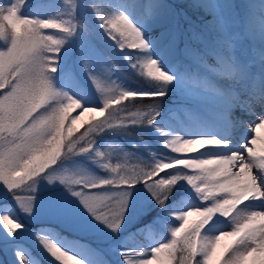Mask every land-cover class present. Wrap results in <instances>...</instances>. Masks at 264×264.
I'll return each instance as SVG.
<instances>
[{
  "label": "snow or ice",
  "instance_id": "6c2138e0",
  "mask_svg": "<svg viewBox=\"0 0 264 264\" xmlns=\"http://www.w3.org/2000/svg\"><path fill=\"white\" fill-rule=\"evenodd\" d=\"M73 5L74 0H67ZM25 0H13L0 5V183L9 191L22 190L30 182L56 165L60 158L74 149L90 153L95 148L92 133L98 127L116 128L147 124L155 126L160 115L159 99L167 95V87L176 76L165 71L151 55L138 56L133 68L146 77L152 90L137 92L122 88L116 81L108 82L93 76V82L103 94V107L86 106L83 101L56 89L51 75L57 71L58 56L67 37L75 34L77 23L69 19H39L22 14ZM101 27L121 51L137 53L151 51V45L135 21L124 12L99 17ZM125 59H130L126 56ZM218 78L243 80L247 70L237 66L234 60L218 58L217 66H207ZM205 86L224 90L205 81ZM234 106L252 110L251 100H241L234 90L227 93ZM137 102L147 110L131 112L128 104ZM73 110L78 114L70 118ZM128 112L118 116V112ZM85 113H95L103 119L92 117L87 129L76 136L78 125ZM107 113V115H105ZM252 127L255 136L237 150L228 154L199 158L209 146L227 147L231 142L215 136L184 138L171 136L165 141L171 153L196 154L191 158L172 155L156 158L142 167L112 163L103 152H97L102 167L110 172L108 178L88 175L61 174L49 176V182L59 180L73 196L80 199L95 220L117 232L122 227L131 203V187L142 183L156 203L179 221L171 228V238L147 250L123 252L124 264H264V115L258 117ZM164 133L163 129H159ZM190 169L191 172L174 174L173 169ZM186 181L205 206L169 208V196L173 187ZM34 187L32 191H34ZM21 210L31 215L34 211V195L14 196ZM250 200L261 201L257 209H241ZM229 218L233 227L216 235H206V227L217 216ZM0 224L10 236L24 226L10 212L0 214ZM183 234V235H182ZM226 237L232 242L218 257L217 249ZM41 243L50 255L61 264H87L75 252L62 247L56 241L41 237ZM21 262L26 257L20 253Z\"/></svg>",
  "mask_w": 264,
  "mask_h": 264
},
{
  "label": "rangeland",
  "instance_id": "374dc122",
  "mask_svg": "<svg viewBox=\"0 0 264 264\" xmlns=\"http://www.w3.org/2000/svg\"><path fill=\"white\" fill-rule=\"evenodd\" d=\"M192 1L203 9L217 12L219 17L201 23L189 15V12L179 8H174L168 13L164 7V0H74L73 17V5L67 0H25L22 7L24 15L39 19L73 18L77 23L75 34L71 37L63 33H53L64 37L66 42L60 50L57 71L51 75V81L56 89L83 101L86 106L97 109L103 107L104 97L93 82V76L108 82L116 81L122 88L130 91L152 90L146 81L147 78L140 75L138 68L131 66L138 56L151 55L160 62L165 71L176 76V80L168 85L167 95L158 101L160 115L156 119L155 126L137 124L116 128L103 127L102 130L98 127L97 131L92 133L95 148L90 153H79L75 149L66 153L56 165L36 178L34 184L30 182L22 190L9 191L3 183H0V214L10 208L20 216L19 223L24 226L15 236H10L0 224V264H21L18 258L20 253H27L29 263L44 264L27 247V244L35 247L48 262L61 264L45 249L41 237L50 238L62 247L75 252L87 264H124L122 253L139 250L136 248L144 241L138 237L137 229L149 241V245L141 249L147 250L170 240L171 228L178 226L179 221L174 225V222L165 217L167 212L156 203L142 183L131 187L128 214L120 230L113 232L104 223L95 220L80 199L73 196L64 184L59 180L50 183L48 177L78 174L108 178L110 172L102 167L97 152H103L112 163L127 164L129 167L137 168L142 167L145 162L151 163L153 153L156 154L157 159L172 155L191 158L196 154L171 153L170 149L166 148V139L159 129H166L172 136L181 135L190 127L206 124V119H202L206 118V114L213 122L226 125L231 121L230 114H233L234 110H240V107H232L234 105L227 93L234 90L240 95V99H244L248 92L254 93L251 89L252 83L249 84L248 81L252 70L260 74L261 66L264 65V26L252 27L248 24L247 18L260 17L258 15L263 18L264 0ZM206 1L213 3L205 5ZM12 2L13 0H0V5ZM115 12L126 13L141 28L151 45L149 53H137L128 49L121 51L117 46V53L109 55L79 23L81 17L83 22L88 21L101 26L102 21L99 17ZM153 26H158L156 32L151 31ZM196 39H199L200 46L193 43L197 41ZM5 43L0 40V48H3ZM199 47L211 52L212 61L202 57L203 54L201 58L196 56L195 52ZM126 56L130 59H125ZM218 58L234 60L237 66L242 64L247 70L246 77L240 81L236 80L238 85L218 78L209 67L205 66H217ZM205 81L214 83L226 94L222 95L207 88ZM124 103L128 104L131 112H136L137 109L147 110L146 105L151 101H145L143 104L137 102L135 105L127 101ZM200 110L206 114L202 115ZM77 114L78 110H73L70 118ZM117 115L127 116L128 112H118ZM261 115L263 114L254 116L249 121L250 124L244 126L249 133L241 139L242 145L255 136L252 127L259 122L258 117ZM93 116L103 119L95 113H85L83 121L78 125L76 136L87 129L88 122L92 121ZM113 129H117L119 134L105 135V132ZM228 153L229 151L224 154ZM221 154L223 153L215 155ZM178 167L181 168L168 171L174 174L192 171L182 169V166ZM33 187L34 191H32ZM10 194L9 203L3 205L1 200ZM23 194L35 196V207L31 215L23 212L14 198ZM183 201L185 205L177 207L204 205L193 188L184 196ZM245 203L255 208L261 205V201L250 200ZM150 211H152L150 216L145 217ZM34 223H50L51 226L37 229L33 227ZM232 227L229 218L217 215L206 227L205 234L209 235L212 228H217L215 234H219L221 231L231 230ZM73 236L94 240L102 249L103 257L91 258L78 251L73 244ZM231 241L232 238L228 237L222 240L217 253H224L225 247ZM153 264L156 262L153 261Z\"/></svg>",
  "mask_w": 264,
  "mask_h": 264
},
{
  "label": "trees",
  "instance_id": "16d2710c",
  "mask_svg": "<svg viewBox=\"0 0 264 264\" xmlns=\"http://www.w3.org/2000/svg\"><path fill=\"white\" fill-rule=\"evenodd\" d=\"M7 5V4H4ZM164 7L165 9L168 11V13L171 12L172 9L174 8H179L181 10L187 11L189 12L188 14L191 15L196 21L201 22V23H206L205 21L208 19H214V18H218L219 15H217V12L215 11H208L206 9H203L201 6L195 4L192 0H164ZM79 23L87 30V32L92 36V38L98 43V45L104 49V51H106V53H108L109 55L111 54H116L117 53V45L111 40L109 39L106 31L104 28H102L100 25L93 24L90 23L88 21L83 22V20H81V17L79 18ZM158 27V26H157ZM156 26L151 28V31H157ZM197 41H193V43L197 46H200L199 43V39H196ZM110 50H112L113 52H111ZM196 56L199 58L205 57L208 61H212V57L210 56V52H206L202 47H199L198 51L195 52ZM164 133H163V137L164 139H169L171 138V134L168 133L166 131V129H163ZM183 184V185H181ZM192 187L190 185L187 184L186 181H182L180 184H176L173 187L172 190V195L169 196V208H175L176 206H184L185 202L183 201L184 196L189 193L191 191ZM12 194V193H11ZM11 194L5 198L4 200H1V203L4 205L6 203H9V197L11 196ZM205 206V205H203ZM165 210L167 213L165 214V217L168 218L169 220H171L172 222H174L175 224H178V219L176 218V216L172 213H170L169 211ZM7 212H10L14 218L17 221H20V216L16 213V211L11 210L10 208L6 209ZM152 211H150L149 213H147L145 215V217L150 216ZM48 226H51L49 223H35V225H33V227H36L37 229L40 228H46ZM47 230V229H45ZM138 233V237L142 238L144 241L140 243V246L137 247L136 249H141L143 247H147L149 245V241L144 238L141 234V231L139 229L136 230ZM232 242V241H231ZM73 244L75 245V247H77V250L84 253L85 255H87L88 257L91 258H102V249L99 247V244L96 243L94 240L89 239L88 237H80V236H73ZM27 247H29V249L35 253L40 260L44 263V264H52L50 262H48L44 257H42L37 249L35 247H30L27 244ZM224 253H220L218 254V257L220 255H222ZM26 257V260L24 262H21V264H32L28 262V255L27 253L23 254Z\"/></svg>",
  "mask_w": 264,
  "mask_h": 264
},
{
  "label": "bare ground",
  "instance_id": "6f19581e",
  "mask_svg": "<svg viewBox=\"0 0 264 264\" xmlns=\"http://www.w3.org/2000/svg\"><path fill=\"white\" fill-rule=\"evenodd\" d=\"M213 2L209 1V3L206 1L205 5H210ZM264 11V8H263ZM260 17L253 18L248 17V24L253 27L263 25L264 26V15L263 18L261 15H258ZM263 35V32L261 33ZM240 67H243V65H239ZM244 68V67H243ZM227 82L235 83L238 85V82H235L236 80H227ZM249 84L252 83L251 89L254 93L248 92L245 94V98L241 100H251L253 102L252 110H248L247 108L244 109L239 108L240 110L235 111L233 114H230V122H228L226 125H219L217 122H213V120H210L208 115L200 110V113L202 115H205L206 124H201V126L197 127H190L186 129L180 136L184 138H191L196 136H215L220 137L222 140H229L232 141L227 147L223 146H209L206 147L201 153L197 154L199 155V158H209L215 154L219 153H226L230 150H237L242 146L241 139L248 134L247 128H244V126H247L246 124H250L249 121L254 116H258L260 114L264 115V65L261 66V72L260 74L255 72V70H252V74L250 75V80L248 81ZM257 91V93H255ZM235 107V106H232ZM244 112V114H243ZM242 127V128H241ZM239 129V130H238ZM119 131L117 129H113V131L105 132V135H118ZM260 135L264 137V130L260 129ZM256 202H260L259 200H256ZM253 203V202H251ZM241 209H257L253 206L248 205L245 203L244 205H241ZM217 228H212L209 236L216 235L215 231Z\"/></svg>",
  "mask_w": 264,
  "mask_h": 264
}]
</instances>
